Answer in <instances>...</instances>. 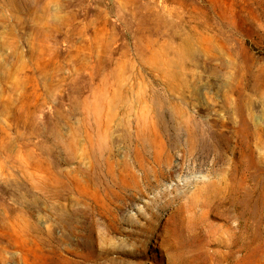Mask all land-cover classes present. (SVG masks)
<instances>
[{
    "label": "rangeland",
    "instance_id": "obj_1",
    "mask_svg": "<svg viewBox=\"0 0 264 264\" xmlns=\"http://www.w3.org/2000/svg\"><path fill=\"white\" fill-rule=\"evenodd\" d=\"M0 264H264V0H0Z\"/></svg>",
    "mask_w": 264,
    "mask_h": 264
},
{
    "label": "bare ground",
    "instance_id": "obj_2",
    "mask_svg": "<svg viewBox=\"0 0 264 264\" xmlns=\"http://www.w3.org/2000/svg\"><path fill=\"white\" fill-rule=\"evenodd\" d=\"M227 102H228V101H227ZM235 102H236V101H235ZM217 103H218V102H217ZM231 103H232V102H231ZM237 103H240V102H237ZM237 103H235V104L237 105ZM157 104H158V103H157ZM161 104H162V103H161ZM177 104H178V103H177ZM188 104L190 105V103H188ZM205 104H206V103H205ZM208 104H209V103H208ZM164 105H165V104H164ZM209 105H210V104H209ZM230 105H231V104H230ZM238 105H239V104H238ZM174 106H175V105H174ZM213 106H214V105H213ZM178 107H180V106H178ZM159 108H160V107H159ZM174 108H175V107H174ZM209 109H210V108H209ZM179 112H180V111H179ZM140 115H141V114H140ZM146 116H147V115H146ZM146 116L144 117V119H146ZM138 119H139V118H138ZM138 119H137V120H138ZM135 120H136V119H135ZM141 120H142V119H141ZM149 122H150V121H149ZM211 122H212V121H211ZM132 123H133V122H132ZM144 123H145V125H146V121H145V120H144ZM186 123H187V122H186ZM186 123H185V124H186ZM189 123H191V122H189ZM192 123H194V122H192ZM209 123H210V120H209ZM216 123H217V122H216ZM228 123H229V122H228ZM228 123H226V124H228ZM150 124H151V123H150ZM211 124H212V123H211ZM135 125H136V124H135ZM153 125H155V124H153ZM193 125H194V124H193ZM198 125H200V123H199ZM202 125H203V124H202ZM223 125H224V124H223ZM229 125H230V123H229ZM139 126H141V125H139ZM139 126H138V129H139ZM142 126H144V125L142 124ZM188 126H189V124H188ZM213 126H214V125H213ZM217 126H218V125H217ZM225 126H226V125H225ZM225 126H224V128H225ZM146 127H147V126H146ZM146 127H142V129L140 128L141 130H139V131L136 130V131L138 132L137 135L139 136V139H138V138H137V139L139 140V142L141 141L143 144H147V143L150 142V139H148V136L146 137V135H145V136L143 135V131L146 130V129H145ZM148 127H149V125H148ZM190 127H191V126H190ZM211 127H212V126H211ZM215 127H216V126H215ZM197 128L199 129L200 127H199V126H196L195 129L197 130ZM230 128H231V126H230ZM135 129H136V128H135ZM148 129H149V128H148ZM212 129H214V128H212ZM231 129H232V128H231ZM149 130H150V129H149ZM187 130H188V129H187ZM218 130H219V129H218ZM146 131H147V130H146ZM150 131H152V130H150ZM184 131H185V130H184ZM188 131H189V130H188ZM190 131H191V130H190ZM221 131H222V130H221ZM144 132H145V131H144ZM191 132H192V133L190 134V136H191L193 139L196 138V137H197V136H196V132H195V131H191ZM197 132H199V131H197ZM219 132H220V131H219ZM223 132H225V131H223ZM145 133H146V132H145ZM149 133H150V132H149ZM151 133H152V132H151ZM153 133H154V132H153ZM185 133H186V132H185ZM216 133H217V132H216ZM225 133H226V132H225ZM132 134H133V133H132ZM156 134H157V133H156ZM156 134H155V135H156ZM187 134H188V133H187ZM227 134H228V133H227ZM142 135H143V136H142ZM153 135H154V134H153ZM153 135H152V136H153ZM155 135H154V136H155ZM194 135H195L196 137H194ZM200 135H201V134H200ZM157 136H158V135H156L155 137H157ZM219 137H220V136H219ZM213 138H214V137H213ZM196 139H197V138H196ZM202 139H203V138H202ZM218 139H219V138H218ZM221 139H222V138H221ZM153 140H154V139H153ZM186 140H187V139H186ZM198 140H199V139H198ZM203 140H204V139H203ZM203 140H202V141H203ZM136 141H137V140H136ZM151 141H152V140H151ZM193 141H194V140H193ZM195 141H196V140H195ZM157 142H158V141H157ZM186 142H187V141H186ZM197 142H198V141H197ZM150 143H151V142H150ZM155 143H156V142H154V144H155ZM195 144H196V143H195ZM197 144H198V143H197ZM134 145H135V144H134ZM155 145H157V144H155ZM139 146H140V145H139ZM142 146H143V145H142ZM151 147H152V146H151ZM157 147H158V146H157ZM140 148H141V147H140ZM143 148H144V147H143ZM159 149H161V148H159ZM153 150H154V149H153ZM153 150H152V151H153ZM146 152H147V151H146ZM145 155H146V154H145ZM145 157H146V156H145ZM160 173H161V172H160ZM158 174H159V173H158ZM158 174H157V175H158ZM159 175H160V174H159ZM163 175H164V174H163ZM163 175H162V176H163ZM163 177H164V176H163ZM164 178H165V177H164ZM154 180L156 181V179H154ZM158 180H159V179H158ZM158 182H159V181H158ZM158 182H157V183H158ZM239 218H240V217H239ZM223 227H224V226H223ZM222 229H223V228H222ZM219 230H220V229H219ZM219 230H218V231H219ZM226 230H228V229H226ZM232 230H233V228H232ZM219 232H220V231H219ZM219 232H218V233H219ZM223 232H224V231H223ZM227 232H228V231H227ZM232 233H233V232H232ZM219 234H220V233H219ZM223 234H224V233H223ZM228 234H229V233H228Z\"/></svg>",
    "mask_w": 264,
    "mask_h": 264
}]
</instances>
